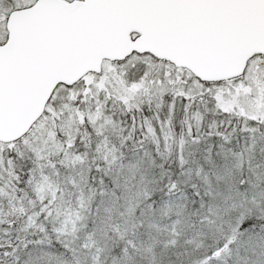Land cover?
I'll return each mask as SVG.
<instances>
[{
  "label": "snow or ice",
  "instance_id": "6c2138e0",
  "mask_svg": "<svg viewBox=\"0 0 264 264\" xmlns=\"http://www.w3.org/2000/svg\"><path fill=\"white\" fill-rule=\"evenodd\" d=\"M0 264H264V0H0Z\"/></svg>",
  "mask_w": 264,
  "mask_h": 264
}]
</instances>
